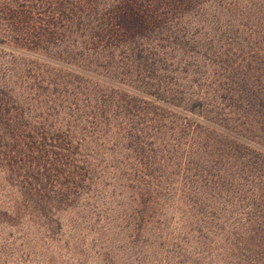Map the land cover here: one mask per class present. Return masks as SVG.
Returning <instances> with one entry per match:
<instances>
[{
	"label": "trees",
	"instance_id": "trees-1",
	"mask_svg": "<svg viewBox=\"0 0 264 264\" xmlns=\"http://www.w3.org/2000/svg\"><path fill=\"white\" fill-rule=\"evenodd\" d=\"M209 1L0 0V171L51 239L106 161L138 229L181 216L205 259L264 264V0L198 28Z\"/></svg>",
	"mask_w": 264,
	"mask_h": 264
},
{
	"label": "rangeland",
	"instance_id": "rangeland-1",
	"mask_svg": "<svg viewBox=\"0 0 264 264\" xmlns=\"http://www.w3.org/2000/svg\"><path fill=\"white\" fill-rule=\"evenodd\" d=\"M227 2H205V18H192L191 23L198 28L214 25L220 6ZM91 150L93 159L104 154L98 147ZM109 164L98 166L95 182L85 184L87 189L73 208L63 213L54 210L61 226L52 239V233L45 234L38 224L46 213V198H23L6 185L0 171V220L4 221L0 224V264H217L214 256L213 261L205 259L190 243L181 216H175L168 228L156 218L138 229L135 218L140 198L121 176L123 165L107 170ZM109 173L116 178L111 180Z\"/></svg>",
	"mask_w": 264,
	"mask_h": 264
}]
</instances>
